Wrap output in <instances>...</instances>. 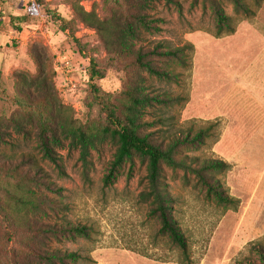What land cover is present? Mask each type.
Instances as JSON below:
<instances>
[{"label": "rangeland", "instance_id": "rangeland-1", "mask_svg": "<svg viewBox=\"0 0 264 264\" xmlns=\"http://www.w3.org/2000/svg\"><path fill=\"white\" fill-rule=\"evenodd\" d=\"M176 1L177 5L165 0L153 4L147 12L160 30L144 31L137 46H192L185 50L187 66L176 60L169 62L170 69L179 74L177 79H159L143 73L151 92L182 96L184 100L152 110L147 118L161 117L163 123L157 128L169 138L180 131L192 130L194 135L208 130L204 144L183 148L182 154L200 161L221 160L216 138L222 133V123L209 129L216 120L202 117L198 86L195 88L202 53L206 56L214 51L219 39L215 36L218 23L209 4ZM262 1L258 10L255 0H245L256 12H263ZM222 2L232 25L252 18L251 14L236 11L231 0ZM33 3L38 4L36 14L28 12ZM121 4V0H0V14L24 17L20 33L9 27L0 33V167L24 161L25 172L33 174L38 169L61 191L55 197L65 206L57 215L35 213L30 202L37 188L28 185L22 176L0 171V264H39L20 246L25 239L14 230L32 218L87 228V235L49 242L53 250L79 254L76 264H262L254 248L264 246V194L256 192L252 184L237 180H232V187L238 190L233 189L229 185L232 170H212L208 174L240 201L237 210L209 194L193 172L165 166V188L173 199L171 211L188 240V261L170 235L160 231L159 218L150 215L151 200L142 196L148 190L147 170L139 160L133 165L126 162L107 182L117 149L110 140L91 150L86 165L80 150L64 140L62 147L54 148L61 158L63 173L43 157L39 128L19 106V90L26 82L30 84L40 77V61L42 77L54 85L62 111L70 121L89 132L102 131L106 115L95 100L94 86L115 101L127 83V73L114 63L96 24L119 14ZM79 7L92 13L93 20L84 22L76 13ZM60 18L73 22L79 44L63 33ZM92 60L104 72L103 78L92 77ZM214 71L213 64L209 73ZM17 123L22 127L18 128Z\"/></svg>", "mask_w": 264, "mask_h": 264}, {"label": "trees", "instance_id": "trees-1", "mask_svg": "<svg viewBox=\"0 0 264 264\" xmlns=\"http://www.w3.org/2000/svg\"><path fill=\"white\" fill-rule=\"evenodd\" d=\"M121 1L119 14H115V17H111L110 20L100 21L96 24L102 42L107 51L113 55L114 63L116 61L127 73V83L120 98L115 101H112L108 94L94 86L95 100L100 103L106 115V124L102 131L89 132L70 121L68 115L62 111L63 106L59 102L54 85L47 78L42 77L40 61H38L40 77L32 79L30 84L26 82L19 90L18 103L28 113L30 122L36 123L39 128V147L43 157L54 164L61 173L64 172L61 158L54 148L62 147L64 140H68L69 145L80 150L84 165L89 162L91 150L98 149L104 141H112L117 149L107 182L116 177V173L126 162L133 165L136 160H139L144 164L147 170L148 190L143 192L142 196L151 200L150 215L159 218L160 231L170 235L189 261L188 240L171 211L173 199L165 188V166L193 172L207 188L209 194L214 195L225 205H233V209L237 210L240 201L231 197L222 188L219 180L208 174L212 170H231L232 167L220 159L200 161L199 158H190L187 154H182L183 148H195L204 144L208 130H199L194 135H192V130L186 133L180 131L169 138L161 134V128H157V125L163 123L161 117L151 120L147 118L152 110L179 103L184 98L151 92L143 73L159 79H177L179 74L170 69L169 62L176 60L181 66H187L188 57L185 50L192 46L187 44L176 49L166 48L162 44H157L152 48L138 47V42L142 40L144 31L160 30L159 26L155 24L156 20L151 19L147 11L153 7L155 2L161 0ZM199 1L209 4L213 11L218 23L216 38L235 32L236 25L231 24L222 0H193L195 4ZM231 1L236 11L246 15L251 14V17L256 15L257 12L252 10L245 0ZM255 1L260 9L263 1ZM165 2L169 5H177L176 0H165ZM37 6V3L29 4L28 12L36 14ZM123 6L124 10H122ZM44 9H47V5L44 6ZM76 13L84 22H90L94 18L92 13H86L80 7L79 10L76 9ZM60 19L63 33L79 44L73 22ZM23 20L24 17L6 15L1 12L0 33L2 30H8V27L10 31L20 33ZM92 65V77L103 78L104 72L95 66L94 60H92ZM218 126L219 122H214L209 129ZM17 127L21 128L22 125L17 123ZM21 130L25 133L23 129ZM24 165V161H21L7 165L5 168L0 167V171L22 176L28 185L37 188V192H33V201L30 202L35 213L59 214L65 209V206L55 197L59 196L61 191L53 183L47 181L46 176L38 169L33 174L25 172ZM17 228L20 231H17ZM14 230L25 239L20 246L26 248L39 264H76L80 257L79 254L53 250L49 247V242L52 239L60 240L62 237L88 234L87 228L79 224L52 223L35 218L24 220L19 226H15ZM254 251L264 264V246L260 245L254 248Z\"/></svg>", "mask_w": 264, "mask_h": 264}, {"label": "crops", "instance_id": "crops-1", "mask_svg": "<svg viewBox=\"0 0 264 264\" xmlns=\"http://www.w3.org/2000/svg\"><path fill=\"white\" fill-rule=\"evenodd\" d=\"M199 70L200 111L222 123L216 151L232 167L229 185L250 183L264 194V9L216 39L214 51L202 53Z\"/></svg>", "mask_w": 264, "mask_h": 264}]
</instances>
